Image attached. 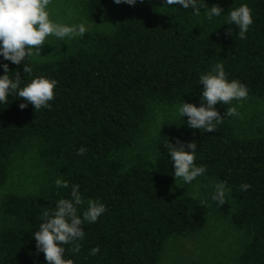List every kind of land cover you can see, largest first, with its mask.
Masks as SVG:
<instances>
[{"label": "trees", "instance_id": "trees-1", "mask_svg": "<svg viewBox=\"0 0 264 264\" xmlns=\"http://www.w3.org/2000/svg\"><path fill=\"white\" fill-rule=\"evenodd\" d=\"M114 0H85L90 20L101 21ZM123 3L119 22L111 31L93 30L80 46L60 59H25L8 73L20 87L32 79L55 80L51 108L35 110L15 92L0 102V189L6 184L17 151L33 148L53 179L34 192L6 193L0 202V264H47L37 250L34 233L43 212H54L60 199H71L74 185L84 204L105 205L85 231L79 252L62 245L63 258L73 264H161L166 246L201 231L209 209L201 200L176 186L168 143L195 141L194 164L203 176L229 189L226 203L209 201L222 216H230L248 241L230 264H264V128L244 136L230 116L214 132L193 129L188 117L176 121L155 144L156 162L143 153L129 159L122 152L144 131L158 102L203 101L200 76L223 64L226 79L237 80L247 98H264V0H197L200 8L167 5L166 0ZM251 9L253 23L245 39L228 23L230 11ZM213 5L220 16L207 18ZM31 73H24V66ZM0 64V76L4 75ZM216 110L226 115V106ZM206 102V101H203ZM26 103L21 109L19 105ZM84 147L86 152L77 155ZM185 151H191L185 148ZM59 178L68 187H57ZM251 185L246 191L243 184ZM99 247L96 255L91 250Z\"/></svg>", "mask_w": 264, "mask_h": 264}, {"label": "clouds", "instance_id": "clouds-1", "mask_svg": "<svg viewBox=\"0 0 264 264\" xmlns=\"http://www.w3.org/2000/svg\"><path fill=\"white\" fill-rule=\"evenodd\" d=\"M116 4L121 2L135 5L136 0H114ZM51 0H0V54L5 60L14 64H20L25 58L40 56V49L44 45L46 38L54 35L60 40L65 38L82 37L87 31L83 23L79 25L67 26L53 23L49 19L48 5ZM166 4L181 5L184 8L192 6L195 8V15H199L200 8L197 7V0H166ZM222 8L213 5L207 12L209 20L214 16H220ZM228 23H234L239 27V36L245 39L249 26L253 23L251 9L245 4L230 11ZM4 75L0 76V102L7 103L8 95L15 92L19 98H23L34 106L35 110L42 107L51 108L48 103L54 98L55 80L44 77L32 79L24 87H20V73L16 72L15 79H11L8 74L7 64L2 65ZM30 66H24V73H31ZM200 84L203 85L202 97L206 104L197 107L192 103L183 102L178 107V115L187 116V124L193 129H203L206 132H214L217 125L222 123L224 117L240 116L236 107H228L225 116L214 107L218 102L230 105L233 100L242 101L247 99V87L237 80L228 81L223 64L217 63L211 72L200 76ZM26 103H21L19 107L24 109ZM169 149L171 160L174 162L175 179H182L185 184H191L198 176L203 175L206 169L203 166L197 167L195 161V141L186 145L177 140V145L171 143L165 145ZM185 148L191 151H185ZM86 152L84 147L77 150V155ZM57 187L67 188L68 182L57 178ZM246 191L251 185L245 183L240 186ZM79 185H74L71 191V199H60L54 212H43V222L39 225V230L34 233L38 251L45 255L47 264H73L69 259L63 258L65 251L62 245L73 243L72 251L79 252L81 245L74 243L82 240L85 231L81 227L87 223H94L98 217L105 212V205L96 201L88 200L87 209L83 211L82 218L77 214V205L84 204L79 191ZM215 193L212 199L220 205L226 203V189L223 182L215 185ZM196 195L194 194V197ZM205 202L202 200L201 204ZM99 247L91 250V255H96Z\"/></svg>", "mask_w": 264, "mask_h": 264}, {"label": "rangeland", "instance_id": "rangeland-1", "mask_svg": "<svg viewBox=\"0 0 264 264\" xmlns=\"http://www.w3.org/2000/svg\"><path fill=\"white\" fill-rule=\"evenodd\" d=\"M123 3L112 2L105 17L98 22L88 18L85 0H51L47 7L49 19L53 23L67 26L83 23L88 31H111L115 28L123 12ZM80 36L60 40L54 35L46 38L40 49V56L33 55L25 58L31 60L60 59L75 51L81 44ZM0 64H7L9 72H13L16 64L5 60L0 54ZM197 107L206 104L203 101H186ZM183 103V102H182ZM182 103L158 102L153 106L144 131L135 144L122 152L129 159L137 152H141L151 162H156L155 144L157 139L169 134L174 123L186 117L178 115V107ZM216 109L221 107L218 104ZM229 106H226L227 110ZM230 107H236L240 116H230L238 131L244 136L255 134L258 128H264V98H247L236 101ZM53 179L33 148L19 150L15 153L10 174L6 184L0 189V202L6 193H29L37 191L45 182ZM219 183L214 178L200 175L191 184H185L180 178L176 186L203 200L209 209L206 226L199 232L170 242L164 251L161 264H230L245 247L248 236L243 229L232 222L230 216L220 215L211 202L209 194L215 191ZM227 189V188H226ZM229 196V191L226 192Z\"/></svg>", "mask_w": 264, "mask_h": 264}]
</instances>
